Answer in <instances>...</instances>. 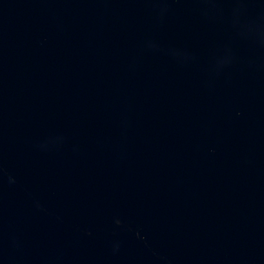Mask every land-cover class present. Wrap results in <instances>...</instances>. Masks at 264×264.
Returning a JSON list of instances; mask_svg holds the SVG:
<instances>
[{
  "label": "water",
  "instance_id": "obj_1",
  "mask_svg": "<svg viewBox=\"0 0 264 264\" xmlns=\"http://www.w3.org/2000/svg\"><path fill=\"white\" fill-rule=\"evenodd\" d=\"M0 264H264V0H0Z\"/></svg>",
  "mask_w": 264,
  "mask_h": 264
}]
</instances>
